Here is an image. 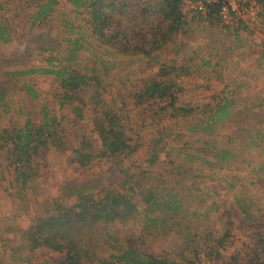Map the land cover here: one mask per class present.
<instances>
[{
  "label": "trees",
  "instance_id": "obj_1",
  "mask_svg": "<svg viewBox=\"0 0 264 264\" xmlns=\"http://www.w3.org/2000/svg\"><path fill=\"white\" fill-rule=\"evenodd\" d=\"M22 1L25 5L18 4V11L14 8L11 13L8 4L0 2V46L15 39L21 50L6 55L0 49V115L10 111V98L15 91H21L30 100L38 97L30 84L31 78L26 77L28 74H50L59 89L54 95L58 104H71L78 119L82 118L81 107L73 102L84 99L77 96V91L91 87L87 97L91 104L88 128L94 134L98 149L92 152L81 146L74 148V158L80 166L95 156L130 158L138 149V143H130L122 109L106 105L100 97L101 93L108 92L105 85H111L107 78L114 65L108 57L117 54L128 59L127 55H132L130 62L137 56L139 60L161 48L173 33L183 32L190 19L195 20L196 25L199 21L207 24L218 21L215 5L210 6L206 17H202L183 12L181 0ZM260 2V18L264 19V0ZM60 3L66 4L69 11H62L58 6ZM130 11L134 14L129 18L140 21L124 27L125 24L114 18L115 15L125 17ZM123 12L125 14L121 15ZM51 23L57 28L54 37L48 33ZM132 28L139 31V35H148V39L143 41L138 36L139 43L131 45L127 32ZM241 28L246 27L235 25L234 31ZM177 50L176 47L174 51ZM261 56H264V41ZM29 58H37L42 63L33 65L27 62ZM200 59L208 64V60ZM173 61L159 62L152 74L138 78L127 98L134 106L149 111L153 120L159 113H167L173 119L186 120L188 132L210 135L231 115L233 99L229 93H223L212 105L202 104L195 108L177 103L175 94L180 87L174 78L187 73L189 66L184 63L174 65ZM152 127L155 129L156 126ZM244 130V133L240 132L244 144L247 141L257 143L258 130L251 134L248 127ZM169 132L162 130L150 137L145 143L149 146L146 147V165L137 167L134 173L123 174L117 185L100 184L97 176L91 175L77 186H68L61 196L51 200L48 207L41 206L43 210L40 208L30 224L19 230V247L13 248L10 256L18 248L27 251L47 248L58 254L54 258L55 264H173L172 260L155 255L138 239L139 235L155 237L173 232L179 239L176 245L179 264H205L204 261L210 264H264L262 235L258 238L259 252L252 257L243 259L239 249L227 251L226 257L221 254L232 243V221L227 216L222 230L216 232L203 223L205 218L201 220L200 217L209 205L194 193L202 189L193 174L184 177L174 173L172 167L166 172L151 168L163 153L169 156L175 149V155L181 159L204 161L202 155L192 153L188 148L182 150L166 145L164 137L168 138ZM64 134L65 128L59 118L50 113L44 102L38 103L34 113L24 114L22 120L10 117L0 125V174L2 178L7 174V181L15 187V195L23 196L27 190L36 191L42 158L50 143L60 152L65 150ZM200 142L213 149L211 156L218 163L237 156L233 148L216 147L210 139ZM168 162L173 166L171 159ZM204 162L211 164L207 159ZM234 179L237 178L226 180L228 188L236 186ZM232 200L247 221L261 225L258 223L260 216L251 211L254 203L250 196L233 195ZM137 216L141 221L139 231L132 233L127 229L119 234L111 229L115 224H127ZM199 223L204 224L202 233L194 230Z\"/></svg>",
  "mask_w": 264,
  "mask_h": 264
},
{
  "label": "rangeland",
  "instance_id": "obj_2",
  "mask_svg": "<svg viewBox=\"0 0 264 264\" xmlns=\"http://www.w3.org/2000/svg\"><path fill=\"white\" fill-rule=\"evenodd\" d=\"M1 1L8 4L7 8L11 9L9 13L14 8L18 11V4L23 3L22 0L12 1L13 3L11 0ZM58 6L64 12L69 11L66 4L60 3ZM123 14L125 13H121ZM132 14L134 13L130 11L125 17L115 15L114 18L126 27L134 21H140L138 18H129ZM263 22L264 19L261 18V28L254 32L248 27L234 31L235 25L224 27L219 21L212 24L199 21L196 25V21L190 19L183 32L173 33L161 48L151 51L147 56L139 57V60L137 56L130 62L132 55H127L128 59L117 54L108 57V61L114 65L107 78L111 85H105L108 92L101 93L100 97L105 100L106 105L122 109L130 143H138L137 151L130 158L103 159L95 156L86 165L80 166L74 158V148L81 146L83 150L92 152L98 149L94 134L88 128L91 104L87 97L91 87L77 91V96L84 99L81 102H73L81 107L82 118L78 119L71 104H58L54 95L59 89L50 74H28L26 77L31 78L30 84L38 92V97L30 100L21 91L13 92L10 98V111L0 115V125L5 124L10 117L17 121L22 120L24 114L29 111L34 113L38 109V103L44 102L50 113H54L65 128L63 137L65 150L60 152L53 144H49L39 167L41 176L37 179L35 192L27 190L23 196L15 195V187L7 181L9 179L7 174H4V178L0 174V264H55L54 258L58 254L47 248L30 251L18 248L15 254L10 256L11 250L19 247V230L25 229L37 211L40 208L43 210V206L48 207L51 200L61 196L68 186H77L91 175H96L100 184L117 185L123 174L134 173L137 167L146 165L148 151L146 147L149 146L145 143L151 136L167 129L170 132L168 138L164 137L166 145L182 150L188 148V151L202 155L200 157H204L202 158L204 161L206 159L211 161V164L198 160L186 161L175 155L176 149H170L169 156L163 153L151 168L166 172V169L172 167L174 173L184 177L193 174L202 189L194 193L204 199L205 205H209L200 219L205 218L203 223L215 232L222 230L223 221L229 217L232 221V243L226 250H222L221 254L225 256L227 251L234 249H239L240 257L243 259L258 254V238L264 236V56H261L264 41ZM54 25L55 23H51L48 31L52 37L57 30ZM117 27L122 28V25L117 24ZM21 29L26 31L24 27ZM135 31L137 30L132 28L127 32L131 45L139 43L138 36L143 41L148 39V35H139L140 32L137 31V34ZM176 47L178 50L174 51ZM0 49L6 55L21 51L15 39L1 45ZM148 57L152 60L146 61ZM200 57L208 60V64L202 62ZM172 61L174 65L184 63L189 66L187 73H180L174 78L180 87L175 94L177 103L198 108L202 104L212 105L223 93L231 95L233 99L231 115L218 124L210 135L188 132L186 120L173 119L167 113H159L158 118L153 120L149 111L134 106L131 99L127 98L131 96L128 92L132 90L138 78L152 74L157 63ZM27 62L33 65L42 63L37 58H29ZM153 125L156 126L155 129ZM246 127L250 134L258 130L260 138L257 143L247 141L244 144L240 132L244 133ZM204 139H210L216 147L225 145L233 148L232 151L236 152L237 156L228 158L224 163L216 162V158L211 156L213 149L203 146L200 142ZM142 142L144 144H141ZM199 147L204 150H194ZM168 159L172 160L173 166L169 165ZM233 178H237L234 179L236 186L230 189L226 180ZM5 186L7 189L3 190ZM233 195L250 196L254 203L251 211L257 212L260 216L258 223L261 225H255L244 218L235 208ZM203 223H199L194 230L202 233ZM140 224L137 216L128 220L127 224L117 223L111 229L119 234L127 229L134 233L139 231ZM138 239H141L142 244L155 255L166 257L172 260L173 264H179L176 249L179 239L175 233L168 232L155 237L149 234L139 235Z\"/></svg>",
  "mask_w": 264,
  "mask_h": 264
},
{
  "label": "built area",
  "instance_id": "obj_3",
  "mask_svg": "<svg viewBox=\"0 0 264 264\" xmlns=\"http://www.w3.org/2000/svg\"><path fill=\"white\" fill-rule=\"evenodd\" d=\"M181 10L206 17L210 6H216V16L221 25H244L257 32L261 28L260 0H181Z\"/></svg>",
  "mask_w": 264,
  "mask_h": 264
}]
</instances>
